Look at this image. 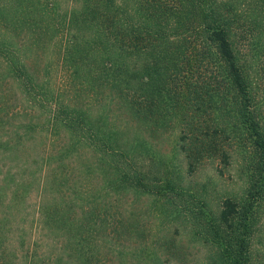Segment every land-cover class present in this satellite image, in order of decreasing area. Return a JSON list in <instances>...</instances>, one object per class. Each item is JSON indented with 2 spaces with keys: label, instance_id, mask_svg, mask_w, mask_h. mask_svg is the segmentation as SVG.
<instances>
[{
  "label": "trees",
  "instance_id": "obj_1",
  "mask_svg": "<svg viewBox=\"0 0 264 264\" xmlns=\"http://www.w3.org/2000/svg\"><path fill=\"white\" fill-rule=\"evenodd\" d=\"M23 1H12L16 12L26 7ZM46 1L55 15L52 27L61 26L70 37L59 58L72 95L51 92L46 113L65 139L49 156L42 150L40 167L27 160L8 165L3 182L11 178L15 190L36 191L37 224L62 231L66 245L83 252L82 261L88 245L100 241L128 264H185L180 239L152 235L147 225L142 228L135 216L130 221L124 207L113 204L131 188L170 205L175 197L185 198L165 159L142 153L139 140L126 145L122 132L108 123V114L96 112L114 103L149 132L180 126L178 139H190L193 156L209 152L227 161L237 155L242 194L225 196L215 206L205 193L193 191L183 215L192 241L209 249L206 264H255L264 213V94L257 81L264 67L257 70L256 65L264 49V16L254 14L252 6L249 15H240L237 0H68L71 5L63 13L56 0ZM8 6L5 1L0 12ZM247 20L259 30L253 84L250 64L241 58L236 41L239 24ZM7 45L0 39V57L19 76L24 91L40 89ZM84 92L91 94L89 100H82ZM29 125L20 124L23 134ZM22 137L6 138L5 149L13 154L25 147ZM80 147L97 158L102 169L98 185L79 186L78 175L63 170Z\"/></svg>",
  "mask_w": 264,
  "mask_h": 264
},
{
  "label": "rangeland",
  "instance_id": "obj_2",
  "mask_svg": "<svg viewBox=\"0 0 264 264\" xmlns=\"http://www.w3.org/2000/svg\"><path fill=\"white\" fill-rule=\"evenodd\" d=\"M5 1H8L9 6L0 12V39L13 49L12 54L16 61H24L30 78L40 83L41 88L31 89L29 93L24 91L19 76L9 70L5 65V59L0 57V143H3L0 145V264H128L129 260L123 257L120 260L121 258L113 254L108 244L100 241L88 245L87 260L82 261L79 254L82 255L83 252L74 253L68 247L69 242L67 243L62 231L49 230L42 227V224H37L39 197L36 191L23 187L15 190L11 178L5 182L2 180L8 165L14 164L17 160L20 162L27 160L31 167H40L39 159L43 155L49 156L55 151L53 147L61 145L65 136L63 133L57 135V129L48 121L46 113L51 105V92L55 94L62 91L65 97L72 95L70 89L66 87L69 82L68 72L59 58L60 51L70 37L61 26L56 29L52 27L51 19L55 15L51 8L47 7V1H23L22 5L26 7L17 12L12 2L15 0H0V5ZM56 1L58 13H63L71 5L68 0ZM236 3L240 4L237 11L242 16L249 15L251 6L254 14L264 16V0H237ZM237 30V48L241 58L250 64V79L253 84V53L259 46L255 34L259 30L254 28L253 22L249 20L240 23ZM260 50L256 57L257 70L264 67V49ZM257 81L259 93L264 94L263 72ZM82 95V100H89L91 97V94L86 92ZM91 102L94 100L91 99ZM88 107L92 109V104ZM104 111L108 114V123L112 128L116 126L115 129L120 131L119 135L123 134L121 139L126 145L139 140L138 150L147 155L151 152L169 163L175 171V181L182 185L180 189L182 196L185 197L183 200L175 197L174 203L170 205L131 188L125 190L124 197L113 204L116 207H124L123 211L130 217V221L134 220L135 216L141 222L142 228L143 223L147 225L152 235L162 238L165 235H172L180 239L183 242L180 246L182 250L180 256L184 257L185 264H206L205 258L209 249L192 241V234L183 215L184 207L191 205L188 199L193 197L190 195L193 191L205 193L215 206L225 196L241 195L243 182L237 155L232 153L230 160L227 161L209 152L193 156L188 145L190 139H178L180 126L165 128L164 132L156 133L154 130L149 132L147 125L138 124L137 120L120 111L114 103L96 109L99 114H103ZM22 123H30L27 134H23L19 128ZM19 135L25 139V147L18 151L14 150L12 154L5 149L4 143L8 140L6 138L14 140ZM56 165L54 163L53 167ZM63 170L75 172L78 175L77 184L83 187L91 186V182L98 185V179L102 174L96 156L84 147L78 149L74 162L64 166ZM17 175L19 174L16 173L15 176ZM203 186L205 191H202ZM51 196L50 194L47 198ZM53 201L49 199L48 205H53ZM171 214L173 223L169 221ZM175 230L176 234L173 233ZM256 241L259 248L255 251V264H264V213ZM170 258L174 261L175 254L174 258ZM136 261L137 256L130 262Z\"/></svg>",
  "mask_w": 264,
  "mask_h": 264
}]
</instances>
